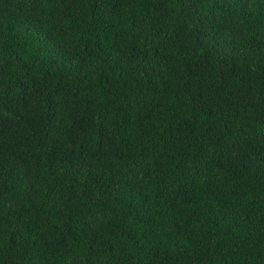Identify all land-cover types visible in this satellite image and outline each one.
<instances>
[{"label":"trees","instance_id":"16d2710c","mask_svg":"<svg viewBox=\"0 0 264 264\" xmlns=\"http://www.w3.org/2000/svg\"><path fill=\"white\" fill-rule=\"evenodd\" d=\"M0 264H264V0H0Z\"/></svg>","mask_w":264,"mask_h":264}]
</instances>
